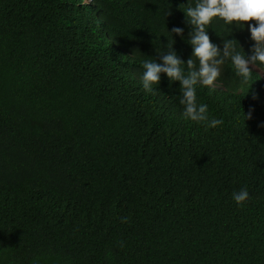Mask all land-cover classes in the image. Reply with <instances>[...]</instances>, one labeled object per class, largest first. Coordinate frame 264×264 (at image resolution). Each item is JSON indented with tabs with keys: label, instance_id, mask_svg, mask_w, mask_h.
<instances>
[{
	"label": "trees",
	"instance_id": "trees-1",
	"mask_svg": "<svg viewBox=\"0 0 264 264\" xmlns=\"http://www.w3.org/2000/svg\"><path fill=\"white\" fill-rule=\"evenodd\" d=\"M186 4L0 0V264H264L262 74L226 61L197 86L216 128L183 116L178 82L141 84L173 26L190 57ZM242 23L208 35L249 54Z\"/></svg>",
	"mask_w": 264,
	"mask_h": 264
},
{
	"label": "clouds",
	"instance_id": "clouds-1",
	"mask_svg": "<svg viewBox=\"0 0 264 264\" xmlns=\"http://www.w3.org/2000/svg\"><path fill=\"white\" fill-rule=\"evenodd\" d=\"M91 2L92 0H81V4L85 6ZM186 5V8L181 9L185 14L186 24L191 26L187 39L192 49L190 57L186 61L181 59L172 47V34L184 38V28L173 26L170 32L167 31L171 34V43L166 46L168 51L160 54L159 62H142L144 71L141 84L145 91L151 92L160 83L161 74L170 84L178 82L183 116L197 123H206L208 128H216L223 124V120L209 119L208 105L197 103V86L206 87L210 92L222 87L220 77L226 61L230 62L235 75L245 84L253 79V73L259 77L261 73L264 77V0H187ZM214 18L222 20L225 25L235 22L241 28L244 27L242 22H255L247 24L250 39L253 41L249 54L244 52L235 39L223 40L222 46L212 42L207 29ZM99 19L98 25L101 26V14ZM253 69L259 71L254 72ZM256 98L253 95V99ZM254 111V107L250 106L248 112L243 113L244 121L252 119ZM258 127H264V121L259 122ZM248 198L246 188L232 194V199L238 206Z\"/></svg>",
	"mask_w": 264,
	"mask_h": 264
}]
</instances>
